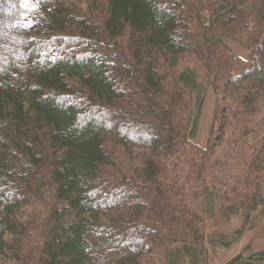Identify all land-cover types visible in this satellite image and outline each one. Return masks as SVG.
I'll return each mask as SVG.
<instances>
[{"label":"trees","instance_id":"16d2710c","mask_svg":"<svg viewBox=\"0 0 264 264\" xmlns=\"http://www.w3.org/2000/svg\"><path fill=\"white\" fill-rule=\"evenodd\" d=\"M63 1L0 0V258L140 264L177 244L203 249L193 190L163 179L170 166L218 194L225 219L264 207V140L227 181L223 139L194 144L200 73L231 119L264 98V0H94L100 22ZM183 57L195 67L176 71ZM134 149L146 151L135 172L121 162ZM228 264H264V251Z\"/></svg>","mask_w":264,"mask_h":264},{"label":"rangeland","instance_id":"374dc122","mask_svg":"<svg viewBox=\"0 0 264 264\" xmlns=\"http://www.w3.org/2000/svg\"><path fill=\"white\" fill-rule=\"evenodd\" d=\"M101 3V0H99ZM94 0H64L62 6L71 12L72 15H87L99 22L102 20L100 7L97 8ZM129 34L126 31L124 38L118 40L126 43ZM225 43L233 53L241 59L248 60L252 54L234 38H226ZM194 68V58L183 57L179 62L176 71H183L186 68ZM199 79L200 85L206 89L205 101L200 117V125L194 144L201 148H206L211 137L222 138L216 146V159L224 167H216V172L220 173V179L227 181L230 169L233 174V159L246 157L251 150L264 140V98L260 100L256 113H239L237 119H231L228 112L224 113V108L230 104L220 103L217 94L210 85L209 77L202 72ZM126 156V164L133 172L141 168L143 158L146 156L144 150H132L129 155L121 153V162ZM216 173L215 175L217 176ZM230 173V175H231ZM188 170L186 168L168 167L163 174L165 181L179 179L187 183L190 191V198L196 209L204 220L203 249L184 248L177 244L163 251L157 250L143 256L140 264H228L238 256L251 257L254 254L264 251V207L260 206L255 211L244 212L231 215L225 219L221 215V199L218 194L213 193L210 197H205L203 192L195 189L199 186L196 182H188ZM194 179V177L192 178ZM199 256V258H195ZM0 264L10 263L6 259L0 258Z\"/></svg>","mask_w":264,"mask_h":264}]
</instances>
